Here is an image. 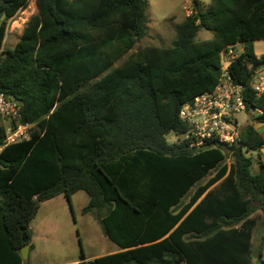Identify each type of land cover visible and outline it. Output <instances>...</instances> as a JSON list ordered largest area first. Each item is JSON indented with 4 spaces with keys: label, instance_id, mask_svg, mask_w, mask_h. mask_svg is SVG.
Returning a JSON list of instances; mask_svg holds the SVG:
<instances>
[{
    "label": "trees",
    "instance_id": "obj_1",
    "mask_svg": "<svg viewBox=\"0 0 264 264\" xmlns=\"http://www.w3.org/2000/svg\"><path fill=\"white\" fill-rule=\"evenodd\" d=\"M30 0H0V92L21 118L0 123V264H26L31 223L41 204L85 192L92 214L121 251L73 264H264V0H194L168 47H137L149 29L148 0H35L13 49L9 21ZM210 39H199L201 31ZM231 63L250 121L241 147L194 151L183 104L215 89L221 53ZM1 117V116H0ZM30 125L7 143L8 128ZM259 152L257 160L243 150ZM231 162H227L228 158ZM260 243L254 247L255 233Z\"/></svg>",
    "mask_w": 264,
    "mask_h": 264
},
{
    "label": "rangeland",
    "instance_id": "obj_2",
    "mask_svg": "<svg viewBox=\"0 0 264 264\" xmlns=\"http://www.w3.org/2000/svg\"><path fill=\"white\" fill-rule=\"evenodd\" d=\"M204 9L210 0H199ZM149 29L137 47L147 45L170 46L176 38V25L187 16L186 9L193 10L194 0H148ZM37 13L35 0L9 21V31L4 48L13 49L22 34L26 22ZM16 30L17 35L11 33ZM210 31L203 30L199 39H210ZM255 50L264 53V40L255 42ZM241 46L236 50L240 52ZM250 114L240 115V124L244 127L250 121ZM0 123L6 126L10 121L0 117ZM178 136L171 132L167 138L175 143ZM231 162V158L227 159ZM73 207L65 196L61 195L41 204L36 218L31 223L32 239L29 245L26 264H73L80 261L82 254L87 260L117 253L121 248L105 234L102 225L92 214H84L83 209L89 203L85 192L73 196ZM255 236L260 238L258 232ZM255 264H262L259 259Z\"/></svg>",
    "mask_w": 264,
    "mask_h": 264
},
{
    "label": "built area",
    "instance_id": "obj_3",
    "mask_svg": "<svg viewBox=\"0 0 264 264\" xmlns=\"http://www.w3.org/2000/svg\"><path fill=\"white\" fill-rule=\"evenodd\" d=\"M192 11L186 9L189 16ZM238 46H230L221 53V74L215 89L196 96L192 101L182 105L179 111L180 120L187 126L183 136L189 140V147L194 151L207 148L210 144H221L229 147H241L243 127L240 115L262 114L261 110L248 112L244 101L242 85L236 83L231 75V63L242 53ZM252 86L258 97L264 95V67L253 75ZM0 116L6 120L17 121L21 118L20 104L0 92ZM30 125H18L8 128L7 143H15L29 138ZM178 137L175 143L180 141ZM248 158L257 160L259 152L243 147ZM264 157V148L260 152Z\"/></svg>",
    "mask_w": 264,
    "mask_h": 264
},
{
    "label": "crops",
    "instance_id": "obj_4",
    "mask_svg": "<svg viewBox=\"0 0 264 264\" xmlns=\"http://www.w3.org/2000/svg\"><path fill=\"white\" fill-rule=\"evenodd\" d=\"M9 31V29H8ZM11 33L17 35V31L16 30H11ZM8 34V33H7ZM242 48V47H241ZM256 54L258 56L264 55V53H259L255 50ZM256 129L264 136V124H256L255 125ZM263 161H264V157H263ZM260 243V238L256 237L254 238V247L257 249V247L259 246ZM263 260H264V249H263Z\"/></svg>",
    "mask_w": 264,
    "mask_h": 264
},
{
    "label": "water",
    "instance_id": "obj_5",
    "mask_svg": "<svg viewBox=\"0 0 264 264\" xmlns=\"http://www.w3.org/2000/svg\"><path fill=\"white\" fill-rule=\"evenodd\" d=\"M0 18H1V14H0ZM171 132H168L166 134V137L170 134ZM28 251H29V245H25L22 247L21 249V256L23 258L24 261H26L28 259ZM263 264V263H262Z\"/></svg>",
    "mask_w": 264,
    "mask_h": 264
}]
</instances>
